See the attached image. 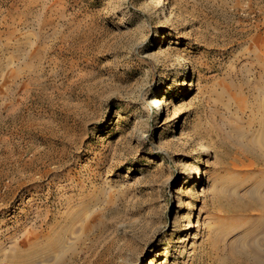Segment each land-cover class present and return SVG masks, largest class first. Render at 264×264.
<instances>
[{
  "label": "rangeland",
  "instance_id": "1",
  "mask_svg": "<svg viewBox=\"0 0 264 264\" xmlns=\"http://www.w3.org/2000/svg\"><path fill=\"white\" fill-rule=\"evenodd\" d=\"M0 264H264V0H0Z\"/></svg>",
  "mask_w": 264,
  "mask_h": 264
},
{
  "label": "bare ground",
  "instance_id": "2",
  "mask_svg": "<svg viewBox=\"0 0 264 264\" xmlns=\"http://www.w3.org/2000/svg\"><path fill=\"white\" fill-rule=\"evenodd\" d=\"M60 237V236H59ZM60 239V238H59ZM59 239H58V241H59ZM32 242V241H31Z\"/></svg>",
  "mask_w": 264,
  "mask_h": 264
}]
</instances>
